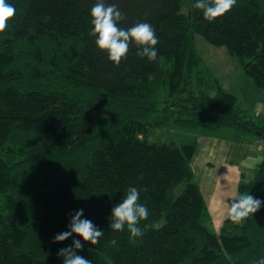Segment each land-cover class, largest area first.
Wrapping results in <instances>:
<instances>
[{"label": "trees", "instance_id": "16d2710c", "mask_svg": "<svg viewBox=\"0 0 264 264\" xmlns=\"http://www.w3.org/2000/svg\"><path fill=\"white\" fill-rule=\"evenodd\" d=\"M8 2L16 15L0 34V264H63L57 252L73 239L91 264L264 258V204L242 225L226 217L214 232L192 166L198 141L143 138L166 126L231 127L264 140V118L238 107L194 37L225 47L264 91V0H237L213 22L196 0H104L124 14L118 27L148 23L159 41L155 61L138 57L139 46L130 43L119 66L90 36L97 0ZM130 187L149 210L135 244L127 228H110L112 208ZM243 194L264 201V156L239 183ZM80 209L81 219L104 232L99 242L73 234L53 243Z\"/></svg>", "mask_w": 264, "mask_h": 264}, {"label": "clouds", "instance_id": "9594fccd", "mask_svg": "<svg viewBox=\"0 0 264 264\" xmlns=\"http://www.w3.org/2000/svg\"><path fill=\"white\" fill-rule=\"evenodd\" d=\"M237 0H196L194 7L203 12V17L213 22L224 16L235 5ZM16 15V8L8 0H0V34L5 33L10 22ZM92 17V31L90 36L96 37L95 44L102 52H106L108 59L119 66L122 59H127L130 43L139 46L137 56L149 61L157 59L156 37L153 27L148 23H138L129 29L118 27V22L124 20V14L115 4L105 5L104 0H97L90 10ZM140 193L136 187H130L122 202L112 208V222L110 228L116 232H122L127 228L130 233V241L135 244L136 238L143 236V229L139 226L141 221L147 220L148 208L139 202ZM264 204V201L254 198L250 194L238 195L231 203L227 218L234 224L242 225L251 215L253 216ZM83 209L74 214L69 213L71 219L68 225L69 230L55 235L53 243L63 242L73 234L82 237L83 241L96 245L104 232L98 229L90 220L81 219ZM115 244L116 241H111ZM83 248L80 240L73 239L72 245L60 249L57 255L63 258V264H91V261L78 255ZM257 264H264V258L257 261Z\"/></svg>", "mask_w": 264, "mask_h": 264}, {"label": "rangeland", "instance_id": "374dc122", "mask_svg": "<svg viewBox=\"0 0 264 264\" xmlns=\"http://www.w3.org/2000/svg\"><path fill=\"white\" fill-rule=\"evenodd\" d=\"M189 3H186L184 6V10L187 11L189 9ZM195 37V44L203 56L205 62L208 66L214 71V73L222 80L224 87L228 89L230 92L234 93L238 97V107L247 111L250 115L255 116L257 119L263 118L264 114L261 115L258 112L254 115L255 105L260 103V97L264 96L254 82L248 77L242 70L239 63L232 58L227 49L223 46H215L210 44L204 37L200 35H194ZM215 134V139H212V135ZM143 138L150 142H181V141H188L196 139L199 144L204 145L206 142L217 140L220 141L221 139L224 141H231L233 142L231 147H225L222 150V157H223V164L230 159L228 152L233 153V164L230 169V173L226 175L225 186H220L216 188L215 195L218 198V202H221V212L218 216V221L209 222L210 228L214 232H219L220 226L223 220L227 217V212L230 207L229 198L238 195V186L239 183L243 180L247 179L248 175H244L242 170L243 163L240 156V149L244 150L246 145H255V141L257 140L258 136L255 134H236L233 128H199V129H184L179 127H161L159 129H154L151 133L147 135H143ZM261 143L264 144V140L260 139ZM256 146V145H255ZM199 153V151H198ZM229 153V154H230ZM264 153V149L257 150V157L258 159ZM198 155V154H197ZM228 155V156H227ZM196 157L193 160V169L196 174V181L198 184H201L200 180V169L196 166ZM260 160V159H259ZM256 161V159H254ZM217 165L215 168L209 173L203 174V170H201L202 180L205 186V197L207 198V191H211L214 187L213 183L207 178L210 175L212 177V181L216 178V174L220 171L219 167L222 165V159L218 158L216 161ZM246 164V163H245ZM257 164V163H256ZM248 166V164H246ZM253 166L254 165H249ZM210 167V166H209ZM255 168V166H254ZM251 169V171H254ZM209 212H213L216 209L212 207L208 208ZM211 214V213H210Z\"/></svg>", "mask_w": 264, "mask_h": 264}, {"label": "crops", "instance_id": "0c3cea01", "mask_svg": "<svg viewBox=\"0 0 264 264\" xmlns=\"http://www.w3.org/2000/svg\"><path fill=\"white\" fill-rule=\"evenodd\" d=\"M262 94H264V91H260ZM258 112L261 113V115L264 114V96L260 97V103L255 105V109H254V115H256ZM264 118V116H263ZM261 119V118H260ZM215 134L212 135V139H215L216 136H214ZM261 138L258 137L257 140L255 141V145L251 144V145H246L245 149L242 150L240 149V156H241V160L243 163L242 168H245V170H242V173L244 175H248L247 179H249L251 176H253L254 171L252 172L251 169L253 170L254 166L256 167V163H258L262 157L264 156V153L261 155V157L258 159L256 153L257 150H261L264 149V144H262L260 141ZM233 142L231 141H224V140H213V141H209L206 142L204 145H201L198 143V148L196 150L195 156L196 157V166L200 169V180H201V184H199L204 198L206 200L207 206L212 207L214 210L213 212L210 211L211 216H212V221H215V223L218 221V216L221 212V202H218V198L215 195V191L217 187L220 186H225L227 183L225 181V177L227 174L230 173V169L231 166L233 164V157L234 154L228 152V155L230 156V159H228L224 164H223V157H222V150L225 147H231ZM264 143V142H263ZM199 151V153H198ZM230 153V154H229ZM198 154V155H197ZM227 155V156H228ZM194 156V158H195ZM193 158V160H194ZM218 158L222 159V165L219 167V172L216 174V178L212 181V177L207 176V178L210 181L211 178V182H209V184L213 183L214 187L211 189V191H207V198L205 197V186H204V182L202 180V175H201V170H203V174L209 173L213 170V168H215V165H217L216 161ZM254 159H256V161H254ZM193 160H192V165H193ZM248 164V166L246 164ZM254 165L253 168L252 166L249 165ZM210 166V167H209ZM255 169V168H254ZM252 178V177H251ZM195 179H196V174H195Z\"/></svg>", "mask_w": 264, "mask_h": 264}]
</instances>
